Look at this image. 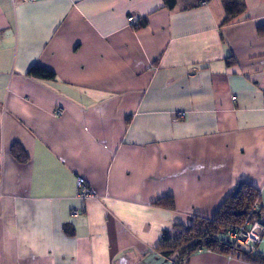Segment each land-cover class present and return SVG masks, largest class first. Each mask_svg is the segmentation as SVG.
<instances>
[{
  "label": "crops",
  "instance_id": "obj_1",
  "mask_svg": "<svg viewBox=\"0 0 264 264\" xmlns=\"http://www.w3.org/2000/svg\"><path fill=\"white\" fill-rule=\"evenodd\" d=\"M202 1L0 0V264H172L161 234L242 182L264 216V0L226 25ZM80 177L95 198L76 197Z\"/></svg>",
  "mask_w": 264,
  "mask_h": 264
},
{
  "label": "trees",
  "instance_id": "obj_2",
  "mask_svg": "<svg viewBox=\"0 0 264 264\" xmlns=\"http://www.w3.org/2000/svg\"><path fill=\"white\" fill-rule=\"evenodd\" d=\"M207 1L210 0L202 2L206 3ZM219 1L224 13L221 25L228 24L245 11L243 0ZM175 4L176 0H164V5L168 9H173ZM257 33L264 36V24L257 27ZM27 75L42 79H52L54 76L52 72L39 66H32ZM10 152L17 160L25 157L23 150L18 145H13ZM255 202H260L259 191L250 184L239 183L227 195L212 217H195L188 226L176 225L172 231H164L157 245L158 253L165 258H171L176 253L177 256L172 259V264H187L190 256L199 250L230 255L251 264H264L262 255L252 253L244 247L232 245L225 237V231L232 225L241 223L247 217L254 219L259 215L260 211L252 209ZM153 205L166 209L174 208L171 197H162ZM235 212H240V215H235Z\"/></svg>",
  "mask_w": 264,
  "mask_h": 264
},
{
  "label": "built area",
  "instance_id": "obj_3",
  "mask_svg": "<svg viewBox=\"0 0 264 264\" xmlns=\"http://www.w3.org/2000/svg\"><path fill=\"white\" fill-rule=\"evenodd\" d=\"M23 1H34V0H23ZM205 2H202L204 5ZM129 25L137 28L140 26L139 21L141 16L139 14H130L127 17ZM62 109H57L55 114L60 115ZM180 117L183 116V113L179 114ZM76 197L81 200L92 199L96 197L95 191L87 186L83 178H78L76 182ZM253 210H258L259 215L250 219L249 217L245 218L241 223L232 225L225 231L226 240L229 241L232 245H238L248 249L252 253H257L256 247L260 242L261 236L264 232V216L261 213L260 204L255 202L253 205ZM79 210L74 209L71 212L72 216H77Z\"/></svg>",
  "mask_w": 264,
  "mask_h": 264
},
{
  "label": "rangeland",
  "instance_id": "obj_4",
  "mask_svg": "<svg viewBox=\"0 0 264 264\" xmlns=\"http://www.w3.org/2000/svg\"><path fill=\"white\" fill-rule=\"evenodd\" d=\"M176 253L172 255L171 259H174L176 257Z\"/></svg>",
  "mask_w": 264,
  "mask_h": 264
},
{
  "label": "water",
  "instance_id": "obj_5",
  "mask_svg": "<svg viewBox=\"0 0 264 264\" xmlns=\"http://www.w3.org/2000/svg\"><path fill=\"white\" fill-rule=\"evenodd\" d=\"M234 214H235V215H240V212H235Z\"/></svg>",
  "mask_w": 264,
  "mask_h": 264
}]
</instances>
